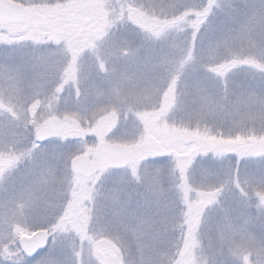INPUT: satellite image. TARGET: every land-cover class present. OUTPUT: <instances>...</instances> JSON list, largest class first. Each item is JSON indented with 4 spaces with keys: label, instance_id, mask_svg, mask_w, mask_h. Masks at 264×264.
<instances>
[{
    "label": "rangeland",
    "instance_id": "rangeland-1",
    "mask_svg": "<svg viewBox=\"0 0 264 264\" xmlns=\"http://www.w3.org/2000/svg\"><path fill=\"white\" fill-rule=\"evenodd\" d=\"M15 1L0 264H264V0ZM108 143L132 148L126 169L103 166ZM79 154L93 177L72 173ZM39 229L52 242L27 258Z\"/></svg>",
    "mask_w": 264,
    "mask_h": 264
},
{
    "label": "water",
    "instance_id": "water-1",
    "mask_svg": "<svg viewBox=\"0 0 264 264\" xmlns=\"http://www.w3.org/2000/svg\"><path fill=\"white\" fill-rule=\"evenodd\" d=\"M28 8L25 4L14 0H0V23L19 24L25 21ZM48 131L40 130L36 137L38 142L46 143L51 139V133L59 134L63 131V125L59 118L50 119L47 123ZM133 151L122 143L107 144L99 154L101 162L110 170L118 171L127 168L132 160ZM73 174L91 178L97 173V167L86 154L76 156L71 162ZM51 234L44 229H39L30 236H22L19 239L21 251L27 258H32L31 253L43 244L49 242Z\"/></svg>",
    "mask_w": 264,
    "mask_h": 264
},
{
    "label": "snow or ice",
    "instance_id": "snow-or-ice-1",
    "mask_svg": "<svg viewBox=\"0 0 264 264\" xmlns=\"http://www.w3.org/2000/svg\"><path fill=\"white\" fill-rule=\"evenodd\" d=\"M49 225H45V227H48ZM51 237L49 238V243H51ZM48 249V243L43 244L40 248H37L34 252H32L30 255L31 257L39 256L41 253H44L45 250ZM46 261V264H58L57 259L55 258V251L53 250L51 258H48L47 256L44 258ZM19 264V262H18Z\"/></svg>",
    "mask_w": 264,
    "mask_h": 264
},
{
    "label": "flooded vegetation",
    "instance_id": "flooded-vegetation-1",
    "mask_svg": "<svg viewBox=\"0 0 264 264\" xmlns=\"http://www.w3.org/2000/svg\"><path fill=\"white\" fill-rule=\"evenodd\" d=\"M101 151V150H100ZM133 157H134V152H133ZM133 159V158H132ZM105 167V166H104ZM106 168V167H105ZM107 169V168H106ZM97 172H98V168H97Z\"/></svg>",
    "mask_w": 264,
    "mask_h": 264
},
{
    "label": "trees",
    "instance_id": "trees-1",
    "mask_svg": "<svg viewBox=\"0 0 264 264\" xmlns=\"http://www.w3.org/2000/svg\"><path fill=\"white\" fill-rule=\"evenodd\" d=\"M209 4V3H208ZM208 4H207V6H208ZM208 13V12H207ZM204 15H206V12L204 13Z\"/></svg>",
    "mask_w": 264,
    "mask_h": 264
}]
</instances>
